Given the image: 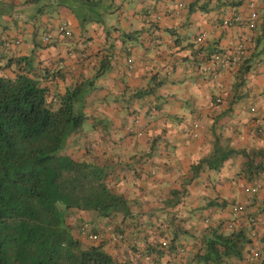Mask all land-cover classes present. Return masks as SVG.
<instances>
[{
  "label": "crops",
  "instance_id": "0c3cea01",
  "mask_svg": "<svg viewBox=\"0 0 264 264\" xmlns=\"http://www.w3.org/2000/svg\"><path fill=\"white\" fill-rule=\"evenodd\" d=\"M228 1L136 0L127 9L123 0H38L34 4L0 0L6 10L2 24L9 29L3 32L11 39L10 45L5 40L0 45L2 54L29 55L39 48L40 30H52L55 37L60 23H67L75 35L69 41H56L49 50L36 49L37 61L48 66L53 54L83 44L90 57L87 69L75 59L68 61V69L85 81L98 73L101 57L95 56L112 49L115 57L108 77L95 80V88L84 100L93 108L84 111L87 125L79 146L91 150L100 166L109 165L115 190L131 200L138 219L129 224L142 247L145 237L154 232L150 218L166 217L162 213L171 208L165 209L163 203L170 191L181 186L186 187L185 213L176 223L191 233L204 226V219L213 224L228 221L232 203L244 204L251 215L264 203V173L247 179L246 156L236 152L257 154L254 161L264 163V0H243L238 6ZM45 3L49 7L35 14L36 7ZM252 13L256 17L250 28ZM226 19L233 22L226 25ZM202 33L204 45H199L196 38ZM17 40L20 43L14 45ZM239 43L246 45L248 53L236 66L224 67L212 59L218 50ZM1 73L12 76L10 70ZM140 89L147 91L145 98L123 103L126 92ZM110 91L116 96L114 102L96 107ZM100 111L109 112L108 121L103 122ZM223 154L227 157L221 161ZM203 157L217 164V170L206 165L191 180L192 165ZM250 186L258 187L256 195L245 190ZM215 198L219 205L204 207ZM223 202L227 204L222 206ZM257 241L262 256L254 262L264 264L260 224ZM183 243L188 250L190 237ZM125 250L120 243V252Z\"/></svg>",
  "mask_w": 264,
  "mask_h": 264
},
{
  "label": "trees",
  "instance_id": "16d2710c",
  "mask_svg": "<svg viewBox=\"0 0 264 264\" xmlns=\"http://www.w3.org/2000/svg\"><path fill=\"white\" fill-rule=\"evenodd\" d=\"M37 1L27 0L28 4ZM242 2L230 3L238 6ZM48 7L47 3L36 7L35 14ZM5 13V7L0 6V45L5 41L10 45L11 41L3 32L9 30L2 24ZM62 25L61 22L55 37L52 30L41 31L45 46L40 47L42 41L37 43L40 49L49 50L56 41H69L75 35L67 23L59 29ZM19 43L17 40L14 45ZM82 45L75 43L66 52L53 54L48 66L37 61L38 47L29 55L0 52V264L259 262L262 252L257 238L259 224L264 226V203L254 215L240 203L239 216L231 215L228 221L220 219L215 224L204 219V226L191 233L176 223L185 213V186L170 191L163 204L171 210L162 213L166 217L161 220L150 218L154 232L145 237L143 247L139 244V235L129 224L138 219L131 209V200L115 190L109 165L100 166L91 150L79 146L87 119L81 102L95 88V80L111 70L115 57L112 49L102 50L95 56L97 60L101 57L98 73L82 81L76 77L78 72L68 69V61L73 59L87 69L85 63L90 57ZM235 47L218 50L212 59L217 63L216 54ZM3 69L10 70L12 76L1 73ZM59 82L63 83L61 89ZM236 152L246 156L247 179L264 173V163L254 161L257 154ZM226 157L223 154L221 161ZM206 165L208 169L218 168L203 157L192 165L191 180ZM257 190L256 186L250 194L256 195ZM216 200L204 207L219 205ZM186 237L191 239L188 250L183 243ZM120 243L127 249L122 253ZM252 248L256 256L251 253ZM115 249L118 250L113 254Z\"/></svg>",
  "mask_w": 264,
  "mask_h": 264
},
{
  "label": "built area",
  "instance_id": "2783aa9c",
  "mask_svg": "<svg viewBox=\"0 0 264 264\" xmlns=\"http://www.w3.org/2000/svg\"><path fill=\"white\" fill-rule=\"evenodd\" d=\"M255 17H256V14L252 13L251 16H250V20L251 21L248 24V26L250 28H252L253 25H254L252 20ZM236 19H238V18H236ZM229 21H231V20H227L226 19L224 21V23H228ZM64 26H65V23H63V25L60 26L59 29L62 30L64 28ZM67 33L69 34V32H67ZM204 36L205 35L203 33L200 34L197 37V39H196L197 42L200 41V40H202L204 38ZM47 38L49 39V36L45 38L46 41H47ZM246 53H247V47H246V45L243 44V43H239L235 47V49L233 51L232 50H226V51H223L221 53L216 54L215 55V60L217 61L218 64H220L221 66H224V67L225 66H236L239 63V61L244 57V55ZM194 127L197 128L198 127V124L196 123L194 125ZM194 135L196 136L195 133H194ZM245 190L248 191V192H251V193L255 192V188H253V187H247V188H245ZM241 210H242V205H235V206H233V208L231 210L232 217L239 216V213H240ZM250 223H252L251 220H250ZM93 240H95L94 237H93ZM251 253H253V255H255V256L257 255V252L255 251L254 248L251 249Z\"/></svg>",
  "mask_w": 264,
  "mask_h": 264
},
{
  "label": "rangeland",
  "instance_id": "374dc122",
  "mask_svg": "<svg viewBox=\"0 0 264 264\" xmlns=\"http://www.w3.org/2000/svg\"><path fill=\"white\" fill-rule=\"evenodd\" d=\"M123 4H124V6L127 9L128 8H132L136 4V0H123ZM52 13H53V11H52ZM115 19H117V18H115ZM184 30H186V28H184ZM39 32H41V30ZM102 36L108 37V33L107 32H103L102 33ZM204 38H205V36H204ZM204 38L202 40L198 41V43L199 44L201 43V44L204 45V42H203L204 41ZM25 40H28L29 41L28 38H25ZM36 40H37V43H40L43 40V37L41 36V33L36 38ZM263 43H264V40H263ZM189 58L192 59V57H189ZM107 77H108V73L103 76V78H107ZM116 91H118V88H116ZM129 91L130 92H126L125 97H124V101H123V103H125L126 105H129L134 99L145 98L144 96H147L148 95L147 91L146 90H143V89L142 90L140 89L138 91L137 90H129ZM115 98H116V96L114 95V93H112L110 91V93L106 94L105 96H102V99H99V101L96 103V107H97V105L100 102H104V101L107 102V103H109V104H111L112 102H114ZM81 106H83L82 107L83 108V112L86 111V110H91L93 108L92 107V103H87L86 104L85 101L84 102H81ZM100 117L102 118L103 122L108 121L109 120V112L108 111L107 112L100 111ZM195 124L196 123H194V125ZM85 125H87V123H85Z\"/></svg>",
  "mask_w": 264,
  "mask_h": 264
},
{
  "label": "clouds",
  "instance_id": "9594fccd",
  "mask_svg": "<svg viewBox=\"0 0 264 264\" xmlns=\"http://www.w3.org/2000/svg\"><path fill=\"white\" fill-rule=\"evenodd\" d=\"M254 26V25H253ZM44 40H45V38H44ZM194 126V125H193ZM250 187H253V188H255L254 186H250ZM249 193H251V192H249ZM235 205H241L240 203H236V204H234V206ZM232 215V214H231Z\"/></svg>",
  "mask_w": 264,
  "mask_h": 264
}]
</instances>
